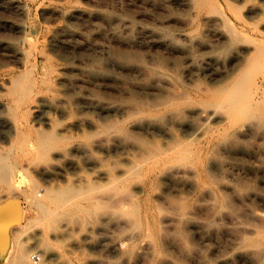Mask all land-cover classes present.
Instances as JSON below:
<instances>
[{
    "label": "bare ground",
    "instance_id": "bare-ground-1",
    "mask_svg": "<svg viewBox=\"0 0 264 264\" xmlns=\"http://www.w3.org/2000/svg\"><path fill=\"white\" fill-rule=\"evenodd\" d=\"M184 2L194 11L180 17L183 27L178 34L168 29L143 28L153 45L172 54L170 62V58L157 52L145 55L117 49L115 61L135 68L140 80L128 85L130 96L119 103L102 102L85 95V104L96 108L99 119L93 112L82 114L75 109L82 89L75 88L79 85L75 83L74 71L90 76L105 72L96 68L99 58L92 56L84 66H75L68 58H63L66 62L60 61L55 54L39 47L40 42L47 40L53 48L57 43L55 33L66 32L65 25L59 24L45 34L33 21L23 27V45L18 49L24 66L19 71L6 69L2 72L5 77L0 80V106L15 121L9 129L10 144L5 154L0 155V182L5 183L3 188L7 192L11 191L15 184L7 164L27 162L37 166L41 160H53L50 165H41L42 172L52 175L56 170L66 180L43 187L42 197L36 196L34 179L23 188L36 209L35 219L44 230L42 238L33 240L36 248H43L36 262L31 260V246L20 238L21 230L7 229L20 219L15 201L11 198L6 204L0 202V246L6 247L1 264H80L75 257L80 249L77 251L66 239H71L75 228H89L86 224L91 221L97 226L111 222L116 233L110 234L106 243L103 239L94 242L106 244L117 259L135 264H174L173 259L164 255L166 240L174 242L177 235L183 240L189 226H206L204 220L193 216L190 196L174 197V182H187L196 191L208 184L210 175L205 168L208 131L204 120L218 116L224 119L226 129L232 127L237 132L251 126L254 115L264 120V98L260 94L264 40L238 28L217 0ZM12 4L27 11L21 1ZM235 7L228 3L232 11H237ZM247 9L256 15L255 25L263 26L264 4L252 3ZM204 13L209 19L215 16L223 26L219 34H227L231 42H251L254 49L253 53L242 55L236 46L231 47L228 71L215 75V79L219 76L222 80L211 88H202L191 81L197 66L192 48L201 41L193 29L184 30L185 26H195L197 30ZM122 26L130 31L134 28L130 20H123ZM112 31L113 36H120L119 28ZM7 44L0 39V50ZM208 46L212 48L213 44ZM141 93L144 96H139ZM49 107L60 112L61 117L53 119L45 115L50 127H34V115L44 113ZM119 108L123 109L120 118L110 114ZM143 128L151 137L139 133ZM118 145L123 148V156L111 158L108 152ZM83 165H89L92 173ZM70 166L75 167L72 173L68 171ZM164 185L173 192L164 191ZM103 216L106 219L102 220ZM86 237V241H92L90 234ZM250 240L263 241L264 233ZM76 243L80 248V243ZM54 247L57 252L51 255L56 256L55 263L47 259Z\"/></svg>",
    "mask_w": 264,
    "mask_h": 264
},
{
    "label": "rangeland",
    "instance_id": "rangeland-1",
    "mask_svg": "<svg viewBox=\"0 0 264 264\" xmlns=\"http://www.w3.org/2000/svg\"><path fill=\"white\" fill-rule=\"evenodd\" d=\"M15 1L23 2L27 11L16 8L12 4ZM217 1L238 28L249 36L264 40V25L257 27L256 15L247 9L252 3L264 4V0ZM229 2L236 6L237 11L228 8ZM62 9L70 10L62 12ZM192 11L194 10L188 7L184 0H0V39L8 43L5 49L0 50V80L5 77L2 72L6 69L19 71L24 66L22 52L18 49L23 45V27H28L33 21L45 34L50 33L59 24L65 25L68 28L66 32L55 33L57 43L52 45L53 48L47 40L40 42L39 47L55 54L60 61L68 58V62L75 66H84L92 56L99 58L100 62L96 68L105 69V72L97 76L74 70L75 83L79 85L75 88L82 89V95L76 104L78 108L75 109L82 114L93 112L99 119L101 116L96 113V108L85 104V95H92L95 100L102 102L119 103L130 96L128 85L140 80V74L135 68L115 61L117 49L135 50L145 55L160 53L170 58V62L172 54L153 45L151 36L143 28L168 29L178 34L182 30L179 28L183 27L180 25V17ZM169 15H174L176 19ZM206 16L205 13L202 15L197 30L195 26H185L184 30L193 29L200 35L201 41L193 44L192 51L197 58V66H194L191 81L202 88H211L222 80L219 76L217 79L214 76L228 71L232 58L231 47L236 46L242 55H249L254 49L253 43L248 41H229L227 34H219L223 26L217 22L215 16L210 19ZM123 20L132 21L134 28L130 31L129 28L123 27ZM113 28H119V37L113 36ZM209 43L213 44L212 48L208 46ZM139 96L144 95L141 93ZM122 111L123 109L119 108L110 114L120 118ZM43 112L40 115L33 114L35 117L32 115L34 127H50L45 115H50L53 119L61 117L60 112L50 107ZM97 112L102 114L103 111ZM251 119V126L239 132L232 127L226 129L224 119L218 116L204 120L208 131L205 165L210 175L208 184L196 191L187 182L181 184L175 181L174 197L179 194L190 196L193 216L204 220L206 226H189L183 240L178 235L174 236V242L166 240L164 255L173 259L174 264H264V240L255 243L250 240L264 233V120L258 115L252 116ZM14 122L10 112L0 106V155L5 154L10 144L12 133L9 129ZM139 133L151 137L144 128L140 129ZM159 137L167 138L162 134H159ZM102 153L107 154V151ZM123 154V148L119 145L113 146L108 152L111 158ZM52 161L41 160L37 166L27 162L8 163L15 188L7 192L3 188L5 183L0 182V202L6 204L8 199L12 198L20 213L18 223L9 225L7 229L21 230L20 238L31 246L33 262L40 260L43 251L42 246L35 247L33 240L42 238L44 230L42 224L35 219L36 209L30 198L24 194L23 188L34 179L37 182L36 196L42 197L43 187L53 182H65V175L56 170L52 175L42 172L41 165H50ZM83 167L89 172L92 171L89 165ZM74 170L73 166L68 169L71 173ZM163 190L173 192L167 185H164ZM159 200L164 207L167 206L162 198ZM104 219L105 216L102 220ZM86 225H89V228H75L71 239H66L77 251L80 249L75 256L80 264H135L134 261L128 263L117 259L106 244L94 242L103 239L106 243L108 236L116 233L111 222L106 221L105 226L102 223L97 226V223L91 221ZM87 234L91 235V242L84 239ZM76 242L80 243V248ZM5 252L6 247L0 246V264L4 260ZM50 252L47 259L55 263L57 258L51 254L57 252L56 247Z\"/></svg>",
    "mask_w": 264,
    "mask_h": 264
},
{
    "label": "built area",
    "instance_id": "built-area-1",
    "mask_svg": "<svg viewBox=\"0 0 264 264\" xmlns=\"http://www.w3.org/2000/svg\"><path fill=\"white\" fill-rule=\"evenodd\" d=\"M261 96L264 98V77L262 79V90H261Z\"/></svg>",
    "mask_w": 264,
    "mask_h": 264
}]
</instances>
